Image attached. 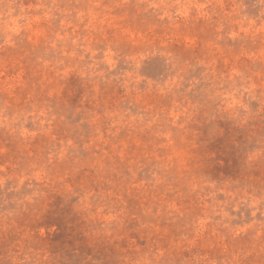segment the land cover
I'll use <instances>...</instances> for the list:
<instances>
[{
  "label": "rangeland",
  "instance_id": "1",
  "mask_svg": "<svg viewBox=\"0 0 264 264\" xmlns=\"http://www.w3.org/2000/svg\"><path fill=\"white\" fill-rule=\"evenodd\" d=\"M159 2L0 0V264H264V4L169 18ZM181 69L178 89L149 86ZM46 103L41 126L27 113ZM104 152L103 174L84 166ZM109 181L124 215L105 229L81 196Z\"/></svg>",
  "mask_w": 264,
  "mask_h": 264
},
{
  "label": "clouds",
  "instance_id": "2",
  "mask_svg": "<svg viewBox=\"0 0 264 264\" xmlns=\"http://www.w3.org/2000/svg\"><path fill=\"white\" fill-rule=\"evenodd\" d=\"M127 0H121V3H126ZM261 4H264V0H260ZM213 7L215 9L216 7H220L221 10L223 9V3L222 0H205L204 3H199L198 0H173V2H168V0H160L159 3H153L150 5V7H160L164 11V15L168 16L169 18L172 17L173 13L170 11V9L175 8L176 12L175 15L178 16H187L188 12L192 8H196L200 11L201 15H207L203 10L207 7ZM242 8V5L236 4L235 7L232 9L231 13H227V15H234L238 14ZM261 16H264V11L261 12ZM247 30V29H242ZM256 31L264 33V23L260 25L259 28L256 29ZM80 59L82 60L83 57L81 56ZM180 71L175 72L173 76H170L167 80L157 83V84H150V87H155L156 90H158L159 93L163 94L166 92H171L174 89H178L181 87V81L183 77L181 76ZM231 78V77H230ZM261 87H264V83L261 84ZM56 90L53 89L52 93H54ZM244 91H250L249 88H245ZM231 103L229 106H234L235 104H239V99L235 97L230 98ZM264 103V101H262ZM27 115L34 117L35 120H38L41 124V126L44 125H51L54 120H56V115L52 112L51 107L46 103L40 106L33 105V109L31 112L27 113ZM113 119V128H117L118 126L123 123H129V121H125L124 115L119 112H114L110 114ZM139 120L140 123H145L144 117H132L131 121ZM162 120V117L160 115L151 116L147 119L145 126L151 127L153 125H158ZM112 136H115L116 133L112 132L110 133ZM157 135L162 137L164 140V143L160 145V147H166V148H173L174 142H173V134L170 130H164L160 129L157 132ZM96 141L99 142V144L107 145L111 144L112 142L108 139H105L103 134H100ZM96 141L93 143L95 144ZM112 154L117 156L123 155V149L117 150V146L115 144L112 145ZM68 155V149L67 146L65 149L60 153V158L63 159ZM105 157H108L111 159L112 157L109 155L108 152H104L103 156L97 157L95 161H85L83 162L84 166H91L97 168L101 174L105 171L106 165L104 163ZM171 159V157H169ZM170 166V165H167ZM101 178L103 179V175H101ZM190 182L189 178H185ZM56 182L61 184L67 192L71 194H76L73 190V186L71 184L66 183V175H59L56 177ZM162 182V181H158ZM110 184V187L105 190H97V189H87L83 191V195L81 196V203L85 206H91L92 201H97L98 206L95 207V210L93 211L92 215L93 218H99L104 222V227L107 229L109 226H116L118 227L121 223L122 217L124 215V201H123V192L126 190V186L124 185H117L113 184L110 181L108 182ZM127 187H135V188H142L143 185L141 184H131ZM107 210V211H106ZM146 212H151V207L146 209ZM159 260V255H157L155 261H147L142 260L139 261L138 264H157ZM15 264H42V261L35 260L32 261L30 257L26 256L23 260H16Z\"/></svg>",
  "mask_w": 264,
  "mask_h": 264
}]
</instances>
